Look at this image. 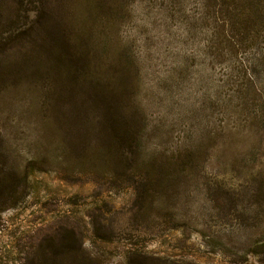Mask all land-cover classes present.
Masks as SVG:
<instances>
[{"label":"rangeland","instance_id":"374dc122","mask_svg":"<svg viewBox=\"0 0 264 264\" xmlns=\"http://www.w3.org/2000/svg\"><path fill=\"white\" fill-rule=\"evenodd\" d=\"M238 16L0 0V264H264V26Z\"/></svg>","mask_w":264,"mask_h":264},{"label":"trees","instance_id":"16d2710c","mask_svg":"<svg viewBox=\"0 0 264 264\" xmlns=\"http://www.w3.org/2000/svg\"><path fill=\"white\" fill-rule=\"evenodd\" d=\"M221 2L224 4H231L232 6L239 8V16L236 17L237 19L236 24L239 25L241 30H245V32L240 31L239 34L240 36L244 35L242 37V40L249 39L247 38V33H246L248 26L250 25L256 27L264 26V0H221ZM231 26L234 27L233 24H231ZM256 37H258L257 33H256ZM256 37L254 39H256ZM245 48H248V46H246ZM241 50L244 51L243 43L241 44L239 51ZM247 73H249V71L245 69V74ZM257 83L258 82L255 81L253 83L256 85V88H257ZM255 93H257V95L259 96L262 102L260 106L264 107V91L258 89L255 90ZM262 113L260 115L258 114L257 118L261 117L262 115L264 116V110H262Z\"/></svg>","mask_w":264,"mask_h":264}]
</instances>
